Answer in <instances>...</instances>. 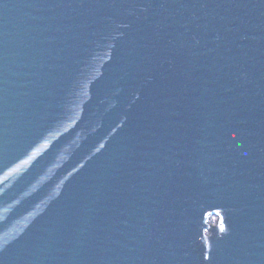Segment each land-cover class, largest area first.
<instances>
[{
	"label": "water",
	"instance_id": "1",
	"mask_svg": "<svg viewBox=\"0 0 264 264\" xmlns=\"http://www.w3.org/2000/svg\"><path fill=\"white\" fill-rule=\"evenodd\" d=\"M0 264H264V0H0Z\"/></svg>",
	"mask_w": 264,
	"mask_h": 264
}]
</instances>
